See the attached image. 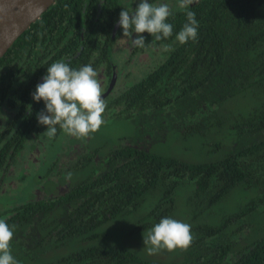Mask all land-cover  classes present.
<instances>
[{
  "label": "trees",
  "instance_id": "16d2710c",
  "mask_svg": "<svg viewBox=\"0 0 264 264\" xmlns=\"http://www.w3.org/2000/svg\"><path fill=\"white\" fill-rule=\"evenodd\" d=\"M122 8L127 9L122 0H55L0 57V99L14 103L22 118L15 152L23 128L25 141L39 125L36 114L44 102L33 101L31 94L47 68L55 62L75 69L97 66L99 45ZM188 10L198 21V38L180 44L175 35ZM171 11L173 36L156 41L147 32L139 34L146 46L137 50L147 51L155 62L138 81L112 88L105 99L107 113L118 107L115 116L141 123L146 131L164 125L167 133L198 137L224 153L184 163L116 145L103 172L84 162L85 176L63 197L31 202L29 264H173L103 244L100 228L137 209L146 196L156 195L155 204L138 227L171 217L175 189L183 182L192 185L186 199L191 209H212L230 194L246 192L250 197L238 213L264 208V0H197L188 9ZM246 98L253 103L234 112L233 102ZM65 202L67 211L60 208ZM191 234L184 264H264V234L234 252V242L219 225H203ZM61 248L66 251L56 259H45Z\"/></svg>",
  "mask_w": 264,
  "mask_h": 264
},
{
  "label": "rangeland",
  "instance_id": "374dc122",
  "mask_svg": "<svg viewBox=\"0 0 264 264\" xmlns=\"http://www.w3.org/2000/svg\"><path fill=\"white\" fill-rule=\"evenodd\" d=\"M127 9L136 6L138 0H122ZM149 3L158 5L167 3L171 10L178 7V0H149ZM127 50H120L121 55L110 53V59L117 67V80L115 87L127 86L131 83L138 81L145 73H147L151 65L154 64L155 59L146 56L145 59L136 60L129 56V60H124ZM128 55V54H127ZM144 60V61H142ZM253 103V100L246 98L242 101L233 102L231 105L233 111L245 109ZM103 124L98 131L91 137L93 145L100 144L106 141V152L111 145L116 144L118 141L133 140L135 134L136 123L134 120L119 118V117H103ZM60 135L57 139H51L45 135L39 136L42 144H37L39 149H42L41 154L38 156L39 163H31V190L37 185L38 177L44 176V170L56 159H61L64 154L61 153V147H66L67 137ZM31 144L37 143L32 138ZM213 149L212 144L202 143L198 137L180 138L176 130L168 131L164 141H155L150 147L149 151L154 154H160L169 158L176 159L184 163H202L210 160L218 159L224 153V150ZM66 149V148H65ZM29 152L30 149H29ZM26 152V155L27 153ZM37 157V156H36ZM85 171L76 172L69 175L74 181L80 180L85 176ZM30 177L28 178V181ZM73 181V182H74ZM27 184V182H26ZM191 184L189 182L181 183L175 189L176 206L172 212L171 218L182 221L191 225V232L203 225H219L222 232L226 233L228 237L234 242L231 252L249 244L254 239L264 234V208L262 205L255 207L250 215L237 212L241 205L246 203L250 197V192L243 195L230 194L224 201L219 203L212 209H204L198 211L191 209L187 206L186 199L191 191ZM52 189H49L50 191ZM155 196H146L144 201L137 207L130 211L125 216L119 217L111 223L106 224L100 228L102 235L101 242L103 244L112 245L116 247H123L131 252L137 254L142 258L159 259L173 264H184V258L189 254V247L187 250L176 249L174 251H167L166 249L159 251L156 254L149 255L146 252V246L143 245V237L146 236L148 230L154 225L141 229L138 227L143 221L144 214L150 209V206L155 204ZM66 249L57 250L54 253H49L45 259H56ZM68 251H70L68 249Z\"/></svg>",
  "mask_w": 264,
  "mask_h": 264
},
{
  "label": "flooded vegetation",
  "instance_id": "af4514ba",
  "mask_svg": "<svg viewBox=\"0 0 264 264\" xmlns=\"http://www.w3.org/2000/svg\"><path fill=\"white\" fill-rule=\"evenodd\" d=\"M119 19V18H118ZM118 19L112 24L111 33L107 36L106 41L103 40L96 53L98 56L96 63L97 66L93 67L97 71L103 93L107 90V86L111 79H113L112 86L107 95L103 98H107L108 94L114 87L117 80V65L111 61L109 55L114 51V54L121 55L120 50H127L124 60L127 62L129 56L136 60L145 59L148 57L147 51H139L137 48L131 46V42L123 37V30L118 26ZM133 34L131 39H135ZM106 48V49H104ZM128 54V55H127ZM95 59V58H94ZM144 61V60H142ZM45 75H42V77ZM42 77L40 82L43 81ZM13 92V91H12ZM14 103L2 101L0 99V219L5 220L9 226L15 225L13 229V239L10 243L11 255L19 262V264H29L30 251H31V202L39 200H48L52 202L63 197L70 191L73 185V179L69 175L76 172H84L85 169L81 167L84 162L92 161L96 165V173L103 172L107 169V155L109 150L115 148L116 145H130L133 147H140L143 149H149L150 145L154 141H161L165 139L167 135L166 127L164 125L159 128H153L150 126V131H146L141 123L135 126V134L132 139L123 140L111 145L106 152V141L93 145L91 137L78 139L76 137L69 136L63 129L57 126V133L55 137L51 139H57L62 133L67 137L66 147H61V153L64 154L61 159L53 161L43 172L44 176L38 177L37 185L31 190V163H39L38 156L41 154L42 149L38 148L39 144H42L39 136L46 134V126L37 125L32 132L28 135V140L23 138L25 128L22 133L19 134L18 148L16 151L15 146V133L20 130L22 125V118L17 113L19 110ZM118 107H115L113 112L108 115L107 109L103 113V117H119L115 116L114 112ZM28 113V110L24 111V115ZM37 143H32L30 137ZM21 139V140H20ZM38 144V145H37ZM66 148V149H65ZM29 149L31 152H29ZM26 152L27 153L26 155ZM37 156V157H36ZM80 169V170H78ZM30 180L28 181V178ZM27 182V184H26ZM49 189H52L48 191ZM62 200V199H61ZM68 203H61L60 208L67 211Z\"/></svg>",
  "mask_w": 264,
  "mask_h": 264
},
{
  "label": "clouds",
  "instance_id": "9594fccd",
  "mask_svg": "<svg viewBox=\"0 0 264 264\" xmlns=\"http://www.w3.org/2000/svg\"><path fill=\"white\" fill-rule=\"evenodd\" d=\"M197 0H178V7L188 9ZM172 11L167 3L158 5L149 0H138L131 9L119 13L118 26L123 30V37L131 42L133 48H144L145 38L140 33H149L156 41L173 36V25L168 22ZM187 22L176 33L175 39L180 44L197 41L198 21L195 13L186 11ZM133 33L137 36L131 39ZM98 73L91 65L79 69L70 63L55 62L47 68L43 82L35 87L31 94L35 102L43 101L44 109L36 114L40 125L46 126L49 138L55 137L57 126L69 136L83 139L99 130L103 124L106 102L103 88L97 79ZM15 225L9 226L0 219V264H19L11 255L10 243ZM191 225L171 217H163L148 230L143 237V245L149 255L161 250H187L193 242Z\"/></svg>",
  "mask_w": 264,
  "mask_h": 264
},
{
  "label": "water",
  "instance_id": "95a60500",
  "mask_svg": "<svg viewBox=\"0 0 264 264\" xmlns=\"http://www.w3.org/2000/svg\"><path fill=\"white\" fill-rule=\"evenodd\" d=\"M55 0H0V57ZM113 83L110 80L103 97ZM102 97V98H103Z\"/></svg>",
  "mask_w": 264,
  "mask_h": 264
}]
</instances>
